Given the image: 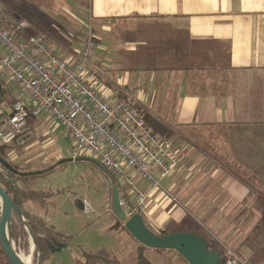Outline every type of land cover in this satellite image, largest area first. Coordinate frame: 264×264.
I'll return each instance as SVG.
<instances>
[{"label":"crops","instance_id":"1","mask_svg":"<svg viewBox=\"0 0 264 264\" xmlns=\"http://www.w3.org/2000/svg\"><path fill=\"white\" fill-rule=\"evenodd\" d=\"M26 1V7L58 6L88 17L76 21L88 30L83 38L97 44L91 64L95 87L109 100H135L146 116L173 132L176 145L186 151L179 172L191 179V186L187 181L178 189L187 191L186 204L204 231L238 253V264H264V0ZM50 44L68 59L79 50ZM0 78L32 106L1 65ZM54 122L60 126L44 113L23 144L4 145L9 162H21L42 143L43 164L65 159L56 148ZM18 149L25 154L18 155ZM155 176L160 188L140 183L149 194L145 222L155 212L153 203H172L178 185L171 176ZM34 206L56 228L50 205Z\"/></svg>","mask_w":264,"mask_h":264},{"label":"built area","instance_id":"2","mask_svg":"<svg viewBox=\"0 0 264 264\" xmlns=\"http://www.w3.org/2000/svg\"><path fill=\"white\" fill-rule=\"evenodd\" d=\"M30 29L31 24L24 20L15 19L12 30L0 22L1 68L32 102L30 107L18 100L8 112L0 106V144H23L30 134L29 117L46 113L74 141L73 160L93 158L114 176L128 218L143 215L149 194L140 183L160 188L155 173L162 179L170 177L186 151L173 139L155 134L135 100H109L98 91L93 83L96 73L91 69L97 48L92 37L83 38L77 55L68 59L45 34L26 40L12 34ZM237 263V258L227 262Z\"/></svg>","mask_w":264,"mask_h":264},{"label":"rangeland","instance_id":"3","mask_svg":"<svg viewBox=\"0 0 264 264\" xmlns=\"http://www.w3.org/2000/svg\"><path fill=\"white\" fill-rule=\"evenodd\" d=\"M6 1L10 4L7 5L4 0H0V22L3 26L12 30L15 19L24 20L31 24L32 29L30 31L34 35L45 34L48 38L50 37V42L54 40L59 43V46L72 51L80 48L82 42L80 40L88 30L86 27L81 30L76 18L79 16L87 22L88 17L86 15L69 13L64 9L61 12L58 6L51 9L30 5L26 7V3H28L26 0ZM53 134L57 139V150L60 149L64 158L69 159L74 141L68 132L56 125L55 122ZM169 137L174 139V136ZM42 145L44 144L42 143L30 150L27 157H23L21 162H15L14 166L22 172L31 169V171H36L33 169L37 168L49 169L55 166L53 170L44 175L25 180L18 179L17 182V187L22 190H34L46 196L40 202L34 201L33 203L43 208L50 205L48 214L54 221L58 232L67 240L66 247L61 251L52 252L43 264H82L84 254L118 260L123 264H137V253L141 250L142 244L132 237L124 227V223L113 213V186L109 177L96 164L88 161H73L58 165L61 160L56 162L54 159L43 164L46 156L38 158V152L42 151ZM2 153L9 161L8 151L3 149ZM17 153L18 155L25 154L22 149H18ZM27 160L29 163L26 162ZM54 162L55 164L52 165ZM3 170L0 165V173ZM179 170L180 167L171 175L178 184L174 190L172 203L168 204L167 207L165 206L166 203L159 207L153 203L151 209H155V212L151 218L146 220L147 227L156 234L163 232L172 234L183 229L193 230L205 236L213 245L225 247L209 237L204 231L195 210L187 206L184 199V194L187 191H180L178 188L184 186L187 181L191 186V179L186 180V173L184 175L183 171L180 174ZM198 182L196 180L194 181L195 184H192L194 189ZM167 183V180L162 181V185H167ZM166 202L170 203L169 200ZM31 203L24 204V209L27 212L36 215L42 213L41 208ZM47 223L49 224V222ZM13 226L17 233V237L12 238L15 252L31 253L33 256L32 264H38L40 255L36 246L33 247L28 231L17 221L14 222ZM144 255L153 264H184L183 260L174 252H158L149 249L144 251Z\"/></svg>","mask_w":264,"mask_h":264},{"label":"water","instance_id":"4","mask_svg":"<svg viewBox=\"0 0 264 264\" xmlns=\"http://www.w3.org/2000/svg\"><path fill=\"white\" fill-rule=\"evenodd\" d=\"M0 91H2V85L0 82ZM79 162L88 161L96 164L110 179L113 189H112V210L116 217L124 223L126 230L132 235V237L142 244L143 246L155 249V250H172L181 255L189 264H219V253L217 251H209V244L202 237L183 232H175L165 236H159L153 233L146 225L145 220L141 214H135L128 218L123 207L121 206V201L123 200L122 189L118 187L115 180L111 174L95 159L82 157L78 159H63L58 162V165H62L67 162ZM0 165L8 172L16 177L27 178L41 176L49 171L53 170L55 166L49 169H43L39 171L22 172L14 168L8 161L4 160L0 155ZM13 185L16 181H11ZM0 247L5 253L6 257L12 264H24L22 263L15 250L12 248L10 242L7 240L4 227L7 220H9V236L12 241V226L14 220V214L19 218L24 228L28 231L33 247L36 246L35 238L28 227L23 212L14 203L11 196L8 194L4 186L0 183ZM66 247V244H59L57 247H53V252L61 251ZM39 264V261H38Z\"/></svg>","mask_w":264,"mask_h":264},{"label":"trees","instance_id":"5","mask_svg":"<svg viewBox=\"0 0 264 264\" xmlns=\"http://www.w3.org/2000/svg\"><path fill=\"white\" fill-rule=\"evenodd\" d=\"M5 28H8V27L5 26ZM12 34L15 36V38H17L19 40H26L29 37L35 36L30 30L24 31L23 33L12 32ZM0 82L2 85V91H0V106L6 112H8L10 110V106L12 104H14L15 102H17L18 99H17L16 95L14 94V92L12 91L10 84L6 80L0 78ZM35 119L36 118H34V117H29L28 123L30 126L35 121ZM146 124L148 127H150L153 130V132L155 134H158L162 137L172 139L169 136L173 137V132L163 123H161L155 119H152V118L150 119L148 116H146ZM3 149H7V148L4 145L0 144V155L4 160L7 161V158L4 157V155L2 153ZM12 166L15 168L14 165H12ZM111 176L113 177V179L115 180V183L117 184L114 176L112 174H111ZM29 178H31V177H27V178L16 177L13 174H11L10 172L6 171L5 169L0 173L1 184L4 186V188L6 189L8 194L11 196L14 203L23 212L25 221H26L28 227L30 228V230L32 231V233L34 235L37 252L40 255L39 263L43 264L45 262V260H47L50 257V255L52 254V252H53L52 248L57 247V245H59V244H66L67 240L62 234H60L56 230L55 227L49 225L45 218L40 217V216L33 214V213H29L24 209L25 203L34 202V201L40 202L41 200L46 198V196L44 194H41V193L36 192L34 190H32V191L22 190L19 187H17V183L15 185H13L11 183V181H13L14 179H16L18 181V179L25 180V179H29ZM118 187L120 188L119 185H118ZM15 221H17L19 224H21L22 227H24L22 225L21 221L19 220V218L14 214L13 224ZM179 232L191 233V234H195V235H198V236L203 238L202 235L198 234L197 232H195L193 230L183 229ZM11 235H12V238L17 237L16 229L14 228V226H12ZM157 235L165 236V235H169V234H166L163 232V233H160ZM203 239H205L207 241V243L209 244V251H217L219 253V258H220L219 264H227V262L233 258L227 248L219 247L217 244L213 245L212 242H210L207 238H203ZM149 249L150 248H147V247L141 245V250L137 253V264H153L144 255V251L149 250ZM153 250H155V249H153ZM155 251H158V252H174L175 254L178 255V257L181 260H183L184 264H189L181 255H179L175 251H172V250H155ZM233 255H234V257H236L238 259L240 258V255L238 253H234ZM82 262H83L82 264H123L122 262H120L118 260H109L106 258H102V257L95 256V255H89V254L83 255ZM0 264H12L8 260V258L6 257V255L3 252V250L1 249V247H0Z\"/></svg>","mask_w":264,"mask_h":264},{"label":"bare ground","instance_id":"6","mask_svg":"<svg viewBox=\"0 0 264 264\" xmlns=\"http://www.w3.org/2000/svg\"><path fill=\"white\" fill-rule=\"evenodd\" d=\"M0 204H1V199H0ZM4 233H5L7 240L10 242L12 248L14 249L13 243H12L10 236H9V220H7L5 223ZM17 256H18L19 260L24 264H32V262H33V256L31 253L30 254H25L23 252L17 253Z\"/></svg>","mask_w":264,"mask_h":264}]
</instances>
